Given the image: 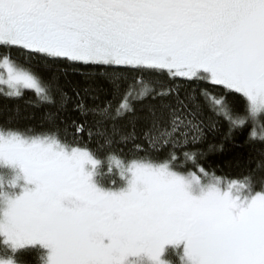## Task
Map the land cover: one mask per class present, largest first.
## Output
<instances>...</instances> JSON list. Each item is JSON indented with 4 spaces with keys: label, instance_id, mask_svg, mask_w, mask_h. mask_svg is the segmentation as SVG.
Masks as SVG:
<instances>
[{
    "label": "snow or ice",
    "instance_id": "snow-or-ice-1",
    "mask_svg": "<svg viewBox=\"0 0 264 264\" xmlns=\"http://www.w3.org/2000/svg\"><path fill=\"white\" fill-rule=\"evenodd\" d=\"M13 50L97 70L118 100L98 112L132 130L93 149L0 124V264L27 249L39 264H264V175L225 179L189 149L205 110L230 130L251 125L250 141L264 144V0H0V94L52 102L54 82ZM161 77L197 87L182 96ZM144 100V136L166 157L135 144ZM104 159L119 181L99 178Z\"/></svg>",
    "mask_w": 264,
    "mask_h": 264
},
{
    "label": "trees",
    "instance_id": "trees-1",
    "mask_svg": "<svg viewBox=\"0 0 264 264\" xmlns=\"http://www.w3.org/2000/svg\"><path fill=\"white\" fill-rule=\"evenodd\" d=\"M11 55L20 65L30 67L46 80L51 79L56 87L52 92V102L42 103L32 91H25L21 98H7L0 94V124L36 131L55 130L61 137L69 141L78 139L81 144L89 145L93 149L109 139L113 142L119 141L120 135H127L132 130L127 119L112 121L98 112V109L106 103L112 102L115 106L118 100L113 99L111 85L96 74L97 70L83 68L73 70L62 64H49L39 59H28L17 50H13ZM86 72L92 75H85ZM161 80L166 86L178 89L182 96L197 87L180 78L171 80L161 77ZM214 91L218 92L219 89ZM151 102L144 100L136 105L140 119L136 121L135 144H139L144 150L140 154L159 159L166 157L169 150L157 152L149 148L147 138L144 136L149 126L146 119V106ZM80 105L83 107H79ZM202 119L204 138L195 145H189L190 150H198L203 154L198 157L199 163L209 172L225 179L239 180L246 175H252L256 177L259 184L264 173L257 168V163L261 158L260 153L264 152V144L250 141L251 125L230 130L227 122L207 110L203 113ZM81 125L83 130L76 133V127ZM115 130H119L118 134ZM120 147L124 148L125 156L135 154L132 151L134 147L132 141ZM106 154V151L98 153L102 159ZM188 167L191 165L189 164ZM100 172L99 178L105 184H109L113 179L119 181L115 168L113 172L108 171L106 159L100 167ZM0 175L6 179L7 170L0 169ZM40 254L36 249L22 250L17 253L16 259L24 264H39ZM171 258L176 259L174 256Z\"/></svg>",
    "mask_w": 264,
    "mask_h": 264
},
{
    "label": "rangeland",
    "instance_id": "rangeland-1",
    "mask_svg": "<svg viewBox=\"0 0 264 264\" xmlns=\"http://www.w3.org/2000/svg\"><path fill=\"white\" fill-rule=\"evenodd\" d=\"M19 264H24V263H22V262H19Z\"/></svg>",
    "mask_w": 264,
    "mask_h": 264
}]
</instances>
